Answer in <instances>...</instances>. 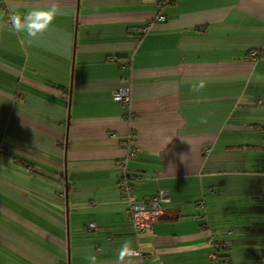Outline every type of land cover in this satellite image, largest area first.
Returning <instances> with one entry per match:
<instances>
[{
    "label": "crops",
    "instance_id": "0c3cea01",
    "mask_svg": "<svg viewBox=\"0 0 264 264\" xmlns=\"http://www.w3.org/2000/svg\"><path fill=\"white\" fill-rule=\"evenodd\" d=\"M53 6L31 44L0 29V264H115L125 242L132 264H214L219 243L264 264V0H0V24ZM123 162L138 200L171 198L151 234Z\"/></svg>",
    "mask_w": 264,
    "mask_h": 264
},
{
    "label": "built area",
    "instance_id": "2783aa9c",
    "mask_svg": "<svg viewBox=\"0 0 264 264\" xmlns=\"http://www.w3.org/2000/svg\"><path fill=\"white\" fill-rule=\"evenodd\" d=\"M179 0H159L162 5H168L172 2ZM158 21H165V16L157 15L155 17ZM10 23V20H8ZM149 29V26H145L139 29L140 34H144ZM256 52L249 53V57L252 60L257 58ZM112 98L114 101L120 102L124 105L130 104V91L126 86H119L112 91ZM260 104L261 101H258ZM1 152V149H0ZM135 156V148L131 143L126 146V160H129ZM126 163L121 164L122 172L117 180V189L120 194L121 199L125 202L127 206L128 218L132 224L133 230L137 234L142 233H152L154 229V224L159 221V219L164 214V206L171 202V198L165 189H158L157 192L145 199L138 200L132 192V176L126 172ZM200 220L203 217H199ZM203 227L207 229V225L203 224ZM90 230H95V225L90 224L88 226ZM216 249L210 254V260L214 264H228V259L224 254V248L219 243L216 244ZM135 255L133 257L141 258V252L139 249H134ZM62 264H66L65 262Z\"/></svg>",
    "mask_w": 264,
    "mask_h": 264
},
{
    "label": "clouds",
    "instance_id": "9594fccd",
    "mask_svg": "<svg viewBox=\"0 0 264 264\" xmlns=\"http://www.w3.org/2000/svg\"><path fill=\"white\" fill-rule=\"evenodd\" d=\"M66 14L61 9L53 6L50 8H32L26 11L23 16L12 15L10 17V23L5 22L0 24V29L7 28L16 34H23L26 37V41L22 40V43L31 44L34 40L38 39L49 26L53 23L58 15ZM205 87V81L201 80L198 84L193 85L190 90L193 92H199ZM202 122H206L202 118ZM135 255V250L131 247L129 242H125L121 245L118 255L115 258V264H132V257ZM92 260V264H95V258L89 257Z\"/></svg>",
    "mask_w": 264,
    "mask_h": 264
}]
</instances>
